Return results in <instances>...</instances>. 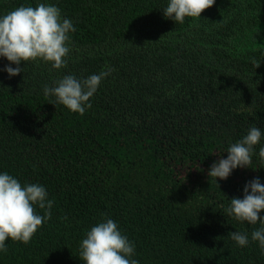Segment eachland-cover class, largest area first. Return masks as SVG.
Masks as SVG:
<instances>
[{
    "label": "trees",
    "instance_id": "16d2710c",
    "mask_svg": "<svg viewBox=\"0 0 264 264\" xmlns=\"http://www.w3.org/2000/svg\"><path fill=\"white\" fill-rule=\"evenodd\" d=\"M39 3L76 30L64 68L22 61L9 77L0 57V173L44 186L53 206L29 243L6 240L0 264H83L82 240L106 219L139 264H264L251 239L262 225L225 212L264 184V136L249 167L208 175L251 126L264 132V0H215L182 24L165 18L168 0H0V16ZM109 68L83 115L43 92Z\"/></svg>",
    "mask_w": 264,
    "mask_h": 264
},
{
    "label": "clouds",
    "instance_id": "9594fccd",
    "mask_svg": "<svg viewBox=\"0 0 264 264\" xmlns=\"http://www.w3.org/2000/svg\"><path fill=\"white\" fill-rule=\"evenodd\" d=\"M215 4V0H168L163 9L165 18L176 23H184L186 17L200 18L201 13ZM72 21L61 16L60 9L51 4L39 3L36 7L19 6L0 16V57L11 64L4 70L9 77L19 75L24 69L21 62L42 60L51 63L54 69L67 66L66 57L70 52V33L75 32ZM256 68L260 62L253 61ZM113 70L101 71L85 79L65 75L54 82V86H44L45 96H54L56 103L62 104L74 113L83 115L92 107L90 98L96 93L102 80ZM264 132L253 125L247 134L227 149V158L214 162L208 172L209 177L224 180L238 167H249L252 163L254 146L259 144ZM259 157L264 160V147L259 149ZM243 199L233 198L225 212L237 221L249 224L259 222L262 226L251 233L252 241L259 243L264 252V184L255 178L244 186ZM44 210L40 215L36 206ZM53 201L48 199L44 186L36 183H21L7 172L0 173V252H7L6 240L29 243L39 227L51 218ZM237 245L249 243L248 236L241 232L229 233ZM80 259L83 264H139L133 259L135 246L119 230L116 222L106 219L93 226L80 244Z\"/></svg>",
    "mask_w": 264,
    "mask_h": 264
}]
</instances>
